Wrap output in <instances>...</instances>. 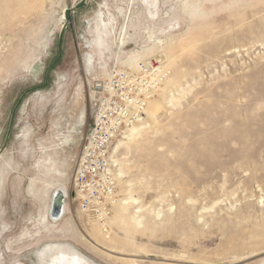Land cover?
Segmentation results:
<instances>
[{
	"label": "rangeland",
	"instance_id": "obj_1",
	"mask_svg": "<svg viewBox=\"0 0 264 264\" xmlns=\"http://www.w3.org/2000/svg\"><path fill=\"white\" fill-rule=\"evenodd\" d=\"M80 1L0 0V264L67 246L95 264H264V0ZM153 59L170 75L112 146L105 233L71 190L90 87Z\"/></svg>",
	"mask_w": 264,
	"mask_h": 264
},
{
	"label": "built area",
	"instance_id": "obj_2",
	"mask_svg": "<svg viewBox=\"0 0 264 264\" xmlns=\"http://www.w3.org/2000/svg\"><path fill=\"white\" fill-rule=\"evenodd\" d=\"M170 70L160 61L136 62L113 68L106 80L90 87V124L71 177L77 210L107 232L111 206L116 203L112 146L125 130L139 123L147 104L167 81Z\"/></svg>",
	"mask_w": 264,
	"mask_h": 264
},
{
	"label": "bare ground",
	"instance_id": "obj_3",
	"mask_svg": "<svg viewBox=\"0 0 264 264\" xmlns=\"http://www.w3.org/2000/svg\"><path fill=\"white\" fill-rule=\"evenodd\" d=\"M90 59V58H89ZM90 61V60H89ZM89 63V62H88ZM87 64V63H86ZM136 64V63H135ZM147 110H144L143 113L145 114ZM148 112V111H147ZM146 115V114H145ZM144 115V116H145ZM81 123L83 122L84 120V115L82 114L81 116ZM143 119V118H142ZM144 127V126H143ZM139 128H142V127H139ZM138 128V129H139ZM138 129L135 128V127H132V129H130L129 131V134H127L126 138L128 140L132 139L133 137L136 136L137 132H138ZM125 138V139H126ZM127 140V142H128ZM124 143L123 142H118V144L116 145L115 149L119 148L121 145H123ZM8 167H9V164H8ZM3 181H1V178H0V187H1V184H2ZM31 185V183H30ZM33 185L30 186V192H32L33 196L38 198V199H43V197L45 196V190H38V189H33L32 188ZM47 186V185H46ZM48 189V188H47ZM47 193V192H46ZM60 196V198H62V201H63V204H62V207L60 209V206H59V210H62V215L60 218H58V214L56 213L55 215H53L52 213H55V209H54V205H52V201L54 200V198H57L56 196ZM68 197V194H67V191L65 190L64 187H59L57 189H55V191L52 193V195L50 196V199H49V205L47 207V212H46V217H48L51 213V217H54V219L56 220H60L62 219L66 213H67V204L65 202V199ZM129 200L126 199L124 201H121L120 205H119V212H120V217L123 215V211H124V206L125 205H128ZM112 205H117V203H113ZM133 219V218H132ZM118 221L123 224V221L121 218H118ZM139 221V220H138ZM55 223V222H54ZM140 223V221H139ZM88 239V238H87ZM89 241L92 242L93 246H98V243L93 241L92 239L89 238ZM103 247H101V249H105V250H110L112 249V246H110L109 244H102ZM109 252H112L111 250ZM54 261L59 262V264L63 263V264H95V263H92L90 262L88 259L84 258L83 256H81L80 254L74 252L73 250H71L70 247L67 246V249H64V251L62 253L59 254V257H55Z\"/></svg>",
	"mask_w": 264,
	"mask_h": 264
},
{
	"label": "water",
	"instance_id": "obj_4",
	"mask_svg": "<svg viewBox=\"0 0 264 264\" xmlns=\"http://www.w3.org/2000/svg\"><path fill=\"white\" fill-rule=\"evenodd\" d=\"M86 1L87 0H81L72 9L73 10H80V9L84 8L86 6ZM69 13H70V10H65L64 16H65L66 22H68ZM2 153H3V150H0V156L2 155ZM56 197L57 198H54V200L52 201V205H54L55 213H52V212L51 213L53 215H55L57 213L58 214L57 217L60 218L62 215V210H59V206L61 205L60 206V209H61L63 201H62V198H60V196H56ZM51 213H50L49 217L56 221V219H54V217H51Z\"/></svg>",
	"mask_w": 264,
	"mask_h": 264
}]
</instances>
